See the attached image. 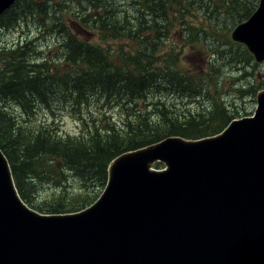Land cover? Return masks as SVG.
Listing matches in <instances>:
<instances>
[{
  "label": "trees",
  "instance_id": "trees-1",
  "mask_svg": "<svg viewBox=\"0 0 264 264\" xmlns=\"http://www.w3.org/2000/svg\"><path fill=\"white\" fill-rule=\"evenodd\" d=\"M258 6L259 0H20L0 15V31L21 30L11 42L0 37V147L22 200L43 214L81 211L101 195L117 157L171 137L215 136L241 119L221 100V80L225 66L243 75L235 81L249 79L255 60L231 36ZM205 37L209 60L202 70L185 49L201 52ZM200 96L210 99L206 119L199 106H170ZM43 113L49 120L39 121ZM67 117L79 132L63 131ZM46 186L49 196L41 198Z\"/></svg>",
  "mask_w": 264,
  "mask_h": 264
},
{
  "label": "water",
  "instance_id": "water-1",
  "mask_svg": "<svg viewBox=\"0 0 264 264\" xmlns=\"http://www.w3.org/2000/svg\"><path fill=\"white\" fill-rule=\"evenodd\" d=\"M18 1L0 0V15ZM232 37L264 60V0ZM0 264H264V91L215 137L117 157L74 213L29 207L0 147Z\"/></svg>",
  "mask_w": 264,
  "mask_h": 264
},
{
  "label": "rangeland",
  "instance_id": "rangeland-1",
  "mask_svg": "<svg viewBox=\"0 0 264 264\" xmlns=\"http://www.w3.org/2000/svg\"><path fill=\"white\" fill-rule=\"evenodd\" d=\"M259 4H260V0H259ZM20 31L21 30H19L18 32H14V33H10L8 31H0L1 41L4 43L13 41L14 39H16L19 36ZM34 31H36V30L34 29ZM208 32H209V30L206 28V33H208ZM35 37L36 36H33L31 39L33 40ZM56 39H57V37H55V40ZM59 39H61L60 36H59ZM231 39H232V41H234L232 36H231ZM223 42H225V40ZM234 42L241 45V46L246 47L248 49V51L252 54L253 60H255V61L252 63L251 68H249V70L247 71L248 74L250 75L249 79H247V80L241 79L239 81H235L238 77H242L243 75H241V74L234 75L232 70L230 68H227L228 66L227 67L225 66L223 68V76H222V80H221V85H222L221 100H223L226 105L232 107V109L235 112L239 113L240 117L243 118V117H249V116H246V114H248V113L254 114L256 106H257V94L260 91H264V60L263 61H257L255 55L249 50L248 46L245 43L237 42V41H234ZM206 43H208V41H207V38L205 37V38H203L202 42L200 43L201 52H196L195 54H191V50L189 48L185 49L186 57L189 58L192 66H194L196 68H201L202 70H205L206 64L209 60V57H208L209 51L205 48ZM50 44H52V43H50ZM227 48H228V46H224L222 49H223V51L224 50L226 51ZM50 49H51V47H45V46L43 47V51H49ZM229 51L230 50H227V52H229ZM216 57L212 58V60L213 59L215 60ZM216 62H219V65H218L219 67L223 64L221 62V60H219V59H217ZM248 85H250V88H253V89L258 87V89H256L257 93L253 94L251 96H244V95H241L239 93H236V91L238 89H240L242 86H248ZM170 99L172 100V98H170ZM170 103H171L170 106L173 109H175L176 111L184 112V111H186V109L188 107L199 106L201 108L203 119H206L207 115L208 116L210 115L209 114V108L211 105L210 99L208 97H205V96H200V97L194 98V100L186 98V99H182V100L172 101ZM110 112L113 114L114 118L117 119L115 121H120V120H118L120 113L117 110L112 109ZM245 112H248V113H245ZM39 119H40L39 121L49 120L48 114L47 113L41 114L39 116ZM213 123H214V121H211V122L206 123V124L208 126H210ZM228 126L229 125H227L223 129V131ZM62 129L64 132H67L70 134H75L76 132H79L78 124L72 118H69V117H67L63 120ZM219 134H217V135H219ZM217 135H215V136H217ZM215 136L205 137V138H201V139L199 138L197 140H187V139L186 140L187 141H198V140H202V139H206V138H212ZM163 167H164V165H163ZM50 191H51L50 186L44 187L43 192L41 193L40 197L41 198L48 197Z\"/></svg>",
  "mask_w": 264,
  "mask_h": 264
},
{
  "label": "bare ground",
  "instance_id": "bare-ground-1",
  "mask_svg": "<svg viewBox=\"0 0 264 264\" xmlns=\"http://www.w3.org/2000/svg\"><path fill=\"white\" fill-rule=\"evenodd\" d=\"M157 164H158V163H157ZM157 164H156V165H157Z\"/></svg>",
  "mask_w": 264,
  "mask_h": 264
}]
</instances>
